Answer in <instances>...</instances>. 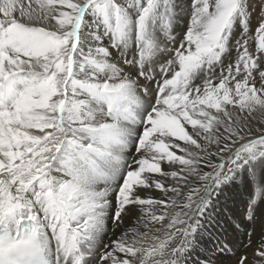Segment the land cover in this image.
I'll return each instance as SVG.
<instances>
[{
	"label": "snow or ice",
	"instance_id": "6c2138e0",
	"mask_svg": "<svg viewBox=\"0 0 264 264\" xmlns=\"http://www.w3.org/2000/svg\"><path fill=\"white\" fill-rule=\"evenodd\" d=\"M262 205L264 0H0V264H264Z\"/></svg>",
	"mask_w": 264,
	"mask_h": 264
},
{
	"label": "bare ground",
	"instance_id": "6f19581e",
	"mask_svg": "<svg viewBox=\"0 0 264 264\" xmlns=\"http://www.w3.org/2000/svg\"><path fill=\"white\" fill-rule=\"evenodd\" d=\"M240 199L241 197L239 195L230 197L229 207L234 209L237 213H240L243 210ZM261 211H264V205L261 206Z\"/></svg>",
	"mask_w": 264,
	"mask_h": 264
}]
</instances>
